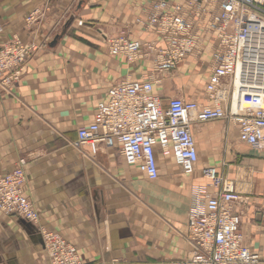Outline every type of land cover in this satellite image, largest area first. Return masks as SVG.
I'll return each instance as SVG.
<instances>
[{"label": "crops", "instance_id": "0c3cea01", "mask_svg": "<svg viewBox=\"0 0 264 264\" xmlns=\"http://www.w3.org/2000/svg\"><path fill=\"white\" fill-rule=\"evenodd\" d=\"M158 1L0 0V47L13 39L38 47L18 82L0 90V176L25 159L22 192L38 214L37 222L29 223L0 213V264H49L41 230L72 245L82 264L183 261L192 250L187 239L191 188L206 182L200 175L204 167L218 168L234 183L242 203L232 212L241 214L244 242L252 251L264 252V151L240 144L236 128L225 129L223 122L197 127L195 173L185 176L171 160L160 161L154 181L126 166L118 149L102 148L90 156L87 147H72L77 129L92 121L109 87L149 74V61L130 63L123 55L111 56L105 40L119 35L154 40L142 23ZM163 1L171 9L187 0ZM35 9L43 16L28 28L24 19ZM206 21L194 20L203 45L199 60L180 66L200 70L206 64L202 78H208L216 44L213 33L205 32ZM175 72L178 67L154 86L163 106L173 97L204 104L207 80L199 95L183 87L179 77L172 90L157 92ZM220 139L226 153L222 158L215 154Z\"/></svg>", "mask_w": 264, "mask_h": 264}, {"label": "built area", "instance_id": "2783aa9c", "mask_svg": "<svg viewBox=\"0 0 264 264\" xmlns=\"http://www.w3.org/2000/svg\"><path fill=\"white\" fill-rule=\"evenodd\" d=\"M43 12L33 10L25 26L34 27ZM209 17L204 19L203 17ZM195 21H206L205 32L216 40L211 68L204 87V104L184 97L162 100L154 86L197 52L201 39ZM142 27L152 41H131L125 36L105 40L108 54L123 55L127 62L149 61L145 79L120 81L97 104L92 121L77 129L72 147L88 148L95 156L104 149H118L123 163L136 167L150 181L159 177L160 161L171 160L181 173L196 171L198 151L194 130L211 122L237 129L240 144L264 151V108L242 107L244 91L264 92V0H187L173 5L153 4ZM38 50L34 44L13 39L0 47V90L18 82L26 61ZM25 159L0 176V213L36 223L37 212L23 195ZM206 181L191 188L187 214V239L192 250L171 264H264V252L252 251L241 233V214L232 207L242 203L234 183L216 168L200 170ZM264 229V219H263ZM49 264H82L75 248L60 236L40 231Z\"/></svg>", "mask_w": 264, "mask_h": 264}, {"label": "rangeland", "instance_id": "374dc122", "mask_svg": "<svg viewBox=\"0 0 264 264\" xmlns=\"http://www.w3.org/2000/svg\"><path fill=\"white\" fill-rule=\"evenodd\" d=\"M208 19L209 17H206L204 16L203 17V20L204 19ZM203 52V45H202V42L200 43V46L197 50V52L187 56L178 66V74L175 72L173 74H171L170 76H168V78H166L164 81L161 82V87H159L157 89V92H162V90L164 89H171L174 87V82H173V79L179 77L181 80H182V84H183V87L187 88L190 93H193V94H197L199 95L201 92H202V89H203V85L205 83V81L207 80V78H202L200 76V74H202L206 68H207V65H203V66H199V69L200 70H196L195 67H191V68H187V67H180L184 62H191V61H198L199 58H200V54ZM165 85H167V87H165ZM228 128H234L232 126H229L227 127ZM235 133H233L230 137H228V144H230L231 146H234L233 142H232V137H235L234 135ZM224 142V139H220L218 141H216V151H215V154L218 156H221L222 158V155L224 154V156H226V153H225V149L224 147L222 146ZM234 148H232L233 150ZM248 149V148H247ZM248 153L254 157H256L258 154L257 153H254L252 151H250L249 149L247 150ZM228 152V151H227ZM226 168V166H223V167H220L221 169V172L222 174L224 175L225 172L223 171L224 169ZM218 171L219 169L216 168ZM245 180H248V179H245Z\"/></svg>", "mask_w": 264, "mask_h": 264}, {"label": "bare ground", "instance_id": "6f19581e", "mask_svg": "<svg viewBox=\"0 0 264 264\" xmlns=\"http://www.w3.org/2000/svg\"><path fill=\"white\" fill-rule=\"evenodd\" d=\"M238 103L242 107L264 108V92L244 91L240 94Z\"/></svg>", "mask_w": 264, "mask_h": 264}]
</instances>
